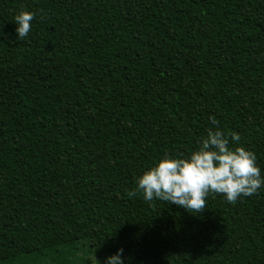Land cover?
<instances>
[{"label": "trees", "instance_id": "obj_1", "mask_svg": "<svg viewBox=\"0 0 264 264\" xmlns=\"http://www.w3.org/2000/svg\"><path fill=\"white\" fill-rule=\"evenodd\" d=\"M212 120L264 177V0H0V264H264V186L197 213L131 194Z\"/></svg>", "mask_w": 264, "mask_h": 264}, {"label": "clouds", "instance_id": "obj_2", "mask_svg": "<svg viewBox=\"0 0 264 264\" xmlns=\"http://www.w3.org/2000/svg\"><path fill=\"white\" fill-rule=\"evenodd\" d=\"M30 11L19 12L14 21L17 39L25 38L33 19ZM215 130L208 129L198 147L186 155H164L135 178V190L146 202L154 199L175 204L197 213L205 208L209 193L223 194L228 202L251 196L264 186V177L256 163L255 154L238 144L236 132L225 134L212 120ZM229 135L235 147H229ZM123 249L105 258L104 264H125ZM88 264H100L93 252Z\"/></svg>", "mask_w": 264, "mask_h": 264}, {"label": "rangeland", "instance_id": "obj_3", "mask_svg": "<svg viewBox=\"0 0 264 264\" xmlns=\"http://www.w3.org/2000/svg\"><path fill=\"white\" fill-rule=\"evenodd\" d=\"M90 255L85 251V245L81 246V250L72 257V263L70 264H88L87 259Z\"/></svg>", "mask_w": 264, "mask_h": 264}]
</instances>
